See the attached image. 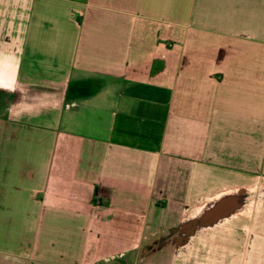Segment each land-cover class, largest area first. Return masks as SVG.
<instances>
[{
  "label": "crops",
  "instance_id": "crops-1",
  "mask_svg": "<svg viewBox=\"0 0 264 264\" xmlns=\"http://www.w3.org/2000/svg\"><path fill=\"white\" fill-rule=\"evenodd\" d=\"M0 264H264V0H0Z\"/></svg>",
  "mask_w": 264,
  "mask_h": 264
}]
</instances>
